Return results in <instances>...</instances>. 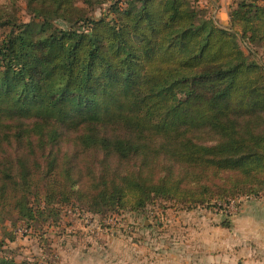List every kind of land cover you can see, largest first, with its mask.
Wrapping results in <instances>:
<instances>
[{"label": "trees", "instance_id": "obj_1", "mask_svg": "<svg viewBox=\"0 0 264 264\" xmlns=\"http://www.w3.org/2000/svg\"><path fill=\"white\" fill-rule=\"evenodd\" d=\"M105 1L0 0V222L157 201L220 210L264 193V62L251 53L264 0L236 1L226 27L197 0H118L91 18Z\"/></svg>", "mask_w": 264, "mask_h": 264}, {"label": "rangeland", "instance_id": "obj_2", "mask_svg": "<svg viewBox=\"0 0 264 264\" xmlns=\"http://www.w3.org/2000/svg\"><path fill=\"white\" fill-rule=\"evenodd\" d=\"M115 1L118 0H106L89 16L95 19L106 16L108 7ZM125 1L120 0L121 6H125ZM236 1L239 0H197L195 9L199 11V16L212 18L220 25V3L228 4L229 8ZM18 8L19 19L27 22L29 17L23 10V2H19ZM57 25L63 27L61 22ZM253 51H256V59L264 62V50L252 49L251 53ZM244 52L247 53V48ZM263 196L264 193L252 199ZM247 200L249 198L243 197L220 203V210L197 208L191 211L179 207L173 209L169 203L157 201L145 213H120L106 217L90 215L78 207L68 206L62 209L60 220L55 225L26 228L22 223L13 226L9 221L0 222V241H3L0 257L24 264H128L133 251L132 244L137 245V242L166 227V220L161 221V218L196 210L231 217ZM145 222L150 223V229L145 228ZM8 235L13 236L14 241L10 242Z\"/></svg>", "mask_w": 264, "mask_h": 264}, {"label": "crops", "instance_id": "obj_3", "mask_svg": "<svg viewBox=\"0 0 264 264\" xmlns=\"http://www.w3.org/2000/svg\"><path fill=\"white\" fill-rule=\"evenodd\" d=\"M227 11L221 2L218 26L228 25ZM162 220L164 229L131 245L128 264H264V196L243 202L231 217L196 210Z\"/></svg>", "mask_w": 264, "mask_h": 264}]
</instances>
